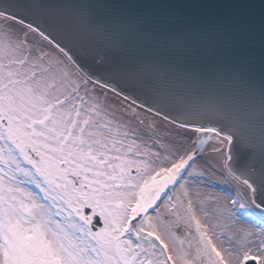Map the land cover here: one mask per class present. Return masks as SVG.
<instances>
[{
	"label": "snow or ice",
	"instance_id": "6c2138e0",
	"mask_svg": "<svg viewBox=\"0 0 264 264\" xmlns=\"http://www.w3.org/2000/svg\"><path fill=\"white\" fill-rule=\"evenodd\" d=\"M249 8L0 0V264H264V14L257 28ZM101 52L103 80L80 59ZM112 80L187 143L140 127L139 97L93 95ZM221 184L227 199L195 190Z\"/></svg>",
	"mask_w": 264,
	"mask_h": 264
},
{
	"label": "rangeland",
	"instance_id": "374dc122",
	"mask_svg": "<svg viewBox=\"0 0 264 264\" xmlns=\"http://www.w3.org/2000/svg\"><path fill=\"white\" fill-rule=\"evenodd\" d=\"M16 30H17L18 34H20V35L23 34L18 25L16 26ZM28 40H29V42L36 41L38 44L43 45L48 50L54 49L53 46H49L46 41H43L42 38L38 36V34L29 33ZM54 54H56V53L54 52ZM89 87L94 88L95 91L93 92V95H96L100 99L105 100L106 104L111 105L112 107H114L118 110L128 107L125 104H122L120 102H117V101L111 99L109 96H107L106 94H104L103 92L98 90L97 88L93 87L92 85H89ZM132 110H133V112H135L137 114L138 119L144 121V125H141L140 127H147L149 125L153 126V130L163 139V141L165 143H168L169 141H172V140H183L185 143H187V140H185L186 138H184L181 135H178L177 132H174L173 130H170V129H167L164 127H158L157 122L149 121V119H151L149 116H144L143 114H140L139 112L136 111L137 109L135 110L133 108ZM168 146L172 147V145L170 143L168 144ZM217 160H218V157L212 152V147L209 146L205 155H203L201 159H198L196 163L200 169H203L206 173L211 174V169L209 166L215 165L217 163ZM212 179L215 181V180L219 179V177H218V175H212ZM220 187L223 188L224 185L221 184ZM209 188H211V187L210 186H197V188L195 190H198L202 193L210 194V191H208ZM231 188L232 189L239 188L241 192H243L245 195L247 194L245 189L239 184L233 183ZM160 211L163 213V211H164L163 207H161ZM166 218L167 217H162V219H166Z\"/></svg>",
	"mask_w": 264,
	"mask_h": 264
},
{
	"label": "water",
	"instance_id": "95a60500",
	"mask_svg": "<svg viewBox=\"0 0 264 264\" xmlns=\"http://www.w3.org/2000/svg\"><path fill=\"white\" fill-rule=\"evenodd\" d=\"M68 2L71 3V6H73V5H78V4L110 3V2H112V0H50V3L53 5L58 3L62 6H67L66 4H68ZM247 2L250 6V8H249L250 17H251L252 21L254 22V24L258 28L260 20H261V16H262V14H264V0H247ZM68 7H70V6L68 5ZM101 55L105 56L106 62L101 63L99 60H94L92 58V56H88L86 58L81 56L80 59H81V62H83L87 66H89V69L91 71H94L96 73L97 77L102 78V80H103V78H105L106 73L109 71V69L111 67V60H110L109 55L107 53L101 52ZM256 57L258 60V57H259L258 48L256 51ZM117 59H119V58H117ZM177 71H183V69H177ZM111 83L118 90L123 88L124 94H127L130 91L129 86L127 84H125L122 80L120 83H117L116 80H112ZM132 97H139L137 99V102H139V103H143L146 100V96L144 95V93L137 91V90H134V89L131 90V97L130 98H132ZM144 106L149 108L148 103H144ZM236 151H238V152L241 151V149L239 148V145L236 146ZM250 264H254V262H250Z\"/></svg>",
	"mask_w": 264,
	"mask_h": 264
},
{
	"label": "bare ground",
	"instance_id": "6f19581e",
	"mask_svg": "<svg viewBox=\"0 0 264 264\" xmlns=\"http://www.w3.org/2000/svg\"><path fill=\"white\" fill-rule=\"evenodd\" d=\"M90 85H92L93 87L97 88L98 90H100L101 92H103L104 94H106L111 99H113V100H115L117 102L125 104L128 107L131 105V101L129 99L125 100L123 95H120V94L112 91L111 89L104 87L101 84H90ZM131 107H132V109L133 108L135 110L137 109L136 111L139 112L140 114H143L144 116H149L151 118V119H149V121L157 122L158 127H164V128L173 130L174 132H177V133H183V130L179 129L178 125L172 124L169 120H166L165 118H162V117L158 116L155 113H152L151 111H149L147 109L139 107L137 104L136 105H131ZM186 135H190V133L189 134H184V135H181V136L186 138ZM185 140H187V139H185ZM213 143H214V141H209L208 144L205 146V149L208 150V147L211 146ZM208 191H210L211 195H221L220 193H218L217 191H214V190L208 189ZM221 196H223L225 199L228 198L225 194H223ZM245 226H248V225H245Z\"/></svg>",
	"mask_w": 264,
	"mask_h": 264
}]
</instances>
